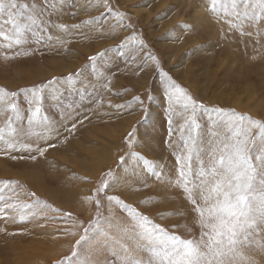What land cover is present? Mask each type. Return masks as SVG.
I'll return each instance as SVG.
<instances>
[{
	"label": "rangeland",
	"instance_id": "1",
	"mask_svg": "<svg viewBox=\"0 0 264 264\" xmlns=\"http://www.w3.org/2000/svg\"><path fill=\"white\" fill-rule=\"evenodd\" d=\"M18 3L35 5L43 27L35 35L25 32L12 48L0 37V88L16 92L27 111L26 90L43 87L42 110L57 131L39 142L46 148L42 156L35 149L11 152L0 145V264H57L83 232L76 225L97 217L118 253L135 247L131 230H142L108 196L134 207L169 235L198 239V205L183 191L178 162L184 152L180 130L192 111L183 101H169L167 80L197 103L200 153L192 161L191 179L202 154L228 131L221 122L230 117L215 110L264 123V20H237L228 14L231 0H215V10L213 0ZM237 23L242 26H232ZM53 80L55 85L49 83ZM46 86L59 88L56 100ZM1 122L6 128L7 120ZM26 125L25 119L21 126ZM24 132L21 142L32 143L39 128L28 126ZM252 134L258 139L259 130L253 128ZM109 171V187L97 197L96 188ZM89 197L99 198V210ZM24 204L32 207L24 210ZM163 238L157 231L152 247L134 254L145 260L153 256L159 264L153 248ZM255 240H264V233ZM111 251L102 249L101 264L116 259ZM250 255L255 264H264V252L254 245Z\"/></svg>",
	"mask_w": 264,
	"mask_h": 264
},
{
	"label": "snow or ice",
	"instance_id": "2",
	"mask_svg": "<svg viewBox=\"0 0 264 264\" xmlns=\"http://www.w3.org/2000/svg\"><path fill=\"white\" fill-rule=\"evenodd\" d=\"M257 9L258 14H255ZM213 10H215V0H213ZM228 14L237 20H264V0H231V12ZM38 16L35 5L30 8L26 3H18V0H0V37L7 42L6 46L12 48L13 45L21 44L25 32L35 35L42 30L43 23H37ZM22 20L25 22L22 23ZM6 25L10 26V32L5 31ZM232 26L241 27L242 24L237 23ZM2 46L4 45H0ZM149 58L159 63L155 56L150 55ZM90 59L95 61L97 58L90 57ZM164 75L168 76L167 73ZM68 79L71 81L72 77ZM49 83L55 85L57 81L53 80ZM166 90L169 101L174 99L183 101L185 109L191 108L192 111L187 127L180 130L181 147L184 152L179 156L178 162L181 163L179 176L182 178L183 191L193 205H198L196 211L199 215L200 237L185 239L179 235H169L152 224L146 215L141 214L134 207H129L118 197L108 196L109 202L122 204L137 221L138 228L142 230L137 232L135 227L131 230L135 247H124L123 254L118 253L115 245L108 243L109 230L101 225L97 217L87 225L83 223L76 225L83 229V232L79 234V239L75 242L70 255L57 264H101L99 257L102 255V249L106 248L112 249L110 255L116 259L105 261L103 264H154L153 256L145 260L134 253L151 248L155 243L154 236L157 231L164 237L159 240V246L153 248V255L158 259L159 264H255L250 255L253 245L264 252V240L254 241L255 236L264 233V123L250 116L237 115L235 112L224 114L222 110H215L230 117L226 124L221 122L228 131L223 138L218 135L216 139L219 143L202 154L199 170L193 173V178L190 179L192 161L200 153L198 142L200 125L195 116L197 103L183 87L170 78L167 80ZM43 91V87L26 90L25 96L29 98L25 103L28 105L27 111L30 115L25 117L23 115L25 109L20 106L17 99L18 94L0 88V116L7 120L6 128L0 127V143L4 145V151L35 149L39 155H44L46 148H41L39 142H47L51 134L57 130L53 127L49 116L42 110ZM25 119L29 128L42 129L35 135L32 143L20 140L22 134H27L21 126V122ZM169 124L171 125V121ZM253 128L259 130L258 139L252 134ZM194 130L195 135H193ZM171 131L170 128V135ZM48 147L55 145L48 144ZM254 161H259V164ZM143 162L148 168H154V164L148 159H144ZM109 179H112L110 171L107 173V179L96 188L97 197L108 189ZM3 191L0 189V202L4 201ZM89 200L99 210V198L93 200L89 197ZM37 203L40 202L37 200ZM4 207H9L7 202L4 203ZM31 207L30 204L22 205L24 210ZM44 207L47 208V205L45 204ZM23 218L21 216V219ZM72 234L78 235L77 232Z\"/></svg>",
	"mask_w": 264,
	"mask_h": 264
},
{
	"label": "crops",
	"instance_id": "3",
	"mask_svg": "<svg viewBox=\"0 0 264 264\" xmlns=\"http://www.w3.org/2000/svg\"><path fill=\"white\" fill-rule=\"evenodd\" d=\"M49 64H51V62L49 63ZM44 68H46V67H44ZM50 68V67H49ZM46 69H48V66H47V68ZM45 69V70H46ZM44 70V69H43ZM47 90H49L48 91V94H50V95H52L53 97H55V99L54 100H56V98H57V94L59 93V88L58 87H53V86H46L45 87ZM45 90V89H44ZM49 95V96H50ZM55 104V103H54ZM22 107V106H21ZM47 107V106H46ZM23 109H25L24 107H22ZM45 110V109H44ZM43 110V112H45ZM25 113H27V111H26V109H25ZM6 121V120H5ZM4 121H2L1 123H3ZM0 145H2V144H0ZM15 152H17V151H15Z\"/></svg>",
	"mask_w": 264,
	"mask_h": 264
},
{
	"label": "bare ground",
	"instance_id": "4",
	"mask_svg": "<svg viewBox=\"0 0 264 264\" xmlns=\"http://www.w3.org/2000/svg\"><path fill=\"white\" fill-rule=\"evenodd\" d=\"M45 70V69H44ZM40 72V71H39ZM35 73V72H34ZM36 75H38V73L36 74ZM35 75V76H36ZM49 98V97H48ZM25 114V113H24ZM25 116H27L26 114H25ZM0 120L1 121H5L6 120V118L5 117H3V116H0ZM0 121V122H1ZM4 123V122H3ZM25 123V122H24ZM26 124V123H25ZM28 127V125H26V127H25V129ZM24 129V130H25ZM42 129H39V132L41 131ZM2 146H3V144H2ZM11 152H15V151H11ZM6 154V153H5ZM13 158V157H12ZM2 174V173H1ZM121 176V175H120ZM115 181H116V183H117V177H116V179H115ZM33 182V181H32ZM113 185H114V182H113ZM113 188V187H112ZM117 188H119V187H117ZM90 214V213H89ZM49 247V246H48ZM44 248H46V247H44ZM40 261H42V260H40ZM24 262V261H23ZM28 264H31V262H27Z\"/></svg>",
	"mask_w": 264,
	"mask_h": 264
}]
</instances>
